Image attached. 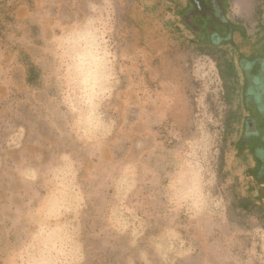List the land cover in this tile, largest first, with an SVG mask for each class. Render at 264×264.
<instances>
[{
  "label": "rangeland",
  "instance_id": "rangeland-1",
  "mask_svg": "<svg viewBox=\"0 0 264 264\" xmlns=\"http://www.w3.org/2000/svg\"><path fill=\"white\" fill-rule=\"evenodd\" d=\"M186 9L0 0V264H264L238 66L264 0H230L238 54Z\"/></svg>",
  "mask_w": 264,
  "mask_h": 264
},
{
  "label": "flooded vegetation",
  "instance_id": "flooded-vegetation-1",
  "mask_svg": "<svg viewBox=\"0 0 264 264\" xmlns=\"http://www.w3.org/2000/svg\"><path fill=\"white\" fill-rule=\"evenodd\" d=\"M185 1L187 9L182 22L197 39L213 48L230 46L239 53L235 34L242 33V28L228 17L230 0ZM238 59L243 75L240 97L246 110L242 145L255 161L253 178L260 192H264V41L255 54ZM229 63L235 70V62Z\"/></svg>",
  "mask_w": 264,
  "mask_h": 264
},
{
  "label": "trees",
  "instance_id": "trees-1",
  "mask_svg": "<svg viewBox=\"0 0 264 264\" xmlns=\"http://www.w3.org/2000/svg\"><path fill=\"white\" fill-rule=\"evenodd\" d=\"M32 72H35V70L33 69ZM227 73H228V74H224V73L222 74V77H223L224 80H226L228 76H229V77H230V76H232V77L235 76V70H234V67H232V65H230V64H229V67H228ZM247 207H248V206H247ZM246 209L248 210L249 207L246 208Z\"/></svg>",
  "mask_w": 264,
  "mask_h": 264
},
{
  "label": "clouds",
  "instance_id": "clouds-1",
  "mask_svg": "<svg viewBox=\"0 0 264 264\" xmlns=\"http://www.w3.org/2000/svg\"><path fill=\"white\" fill-rule=\"evenodd\" d=\"M86 39H87V38H85V37H81V38H80V40H86ZM69 42H70V43H77V44H78L80 41H79V40L74 41L71 37H69ZM84 58H85L84 56H81V57H80L81 60H83Z\"/></svg>",
  "mask_w": 264,
  "mask_h": 264
}]
</instances>
